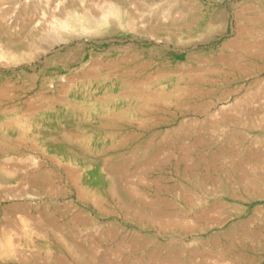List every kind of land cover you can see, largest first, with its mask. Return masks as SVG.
<instances>
[{
	"label": "rangeland",
	"instance_id": "374dc122",
	"mask_svg": "<svg viewBox=\"0 0 264 264\" xmlns=\"http://www.w3.org/2000/svg\"><path fill=\"white\" fill-rule=\"evenodd\" d=\"M91 1L94 27L101 7L110 0ZM134 1L136 25L120 26L111 18L110 27L93 28L91 36L58 40L43 33L67 10L83 12L79 3L0 0L3 40L32 52L16 64L0 65V86L11 94L2 97L1 104L5 111L19 112L0 122L13 123L26 113L33 122L31 131H0V237L6 232L24 249V258L0 255V264H264V197L252 193L255 180L240 181L234 169L243 160V168L254 173L256 165L247 160L254 153L264 158V67L244 77L236 69L263 61L229 54L225 44L237 25L232 3L242 0L220 2L230 13L223 33L206 12L210 0H204V7L186 0L185 19L196 25L186 46L164 33L143 30L149 12L157 17L168 6L174 16L184 9L179 1ZM260 11L244 9L246 24L260 28L259 21L251 19ZM221 48L226 55L215 53ZM117 56L134 70L137 84L105 88L94 81L92 104L83 99L84 87L66 93L70 103L40 99L42 83L72 74L91 58L99 65L98 79L116 80L115 74L107 78L104 64ZM163 70L184 77L162 80V88L156 78ZM201 91L211 93L205 112L192 105ZM225 91L230 94L222 98ZM137 92H164L171 100L152 99L132 115H116L126 110L128 95ZM29 98L35 101L30 103L32 114ZM89 107L88 120L84 113ZM222 110L230 116H217ZM109 119L116 129L106 123ZM85 143L92 151L82 146ZM222 146L229 151L227 158L215 161L212 154ZM74 152L76 163L70 162ZM203 157L206 160L194 167ZM112 165L119 167L113 171ZM65 166L85 175L82 186L69 178ZM111 186L123 191L124 198L113 194ZM91 192L101 199L91 198ZM156 209L158 217L150 212ZM241 219L246 223L240 225ZM235 228L252 232L247 242H225Z\"/></svg>",
	"mask_w": 264,
	"mask_h": 264
},
{
	"label": "bare ground",
	"instance_id": "6f19581e",
	"mask_svg": "<svg viewBox=\"0 0 264 264\" xmlns=\"http://www.w3.org/2000/svg\"><path fill=\"white\" fill-rule=\"evenodd\" d=\"M49 1L50 0H47V2H49ZM74 1H75L74 3H79L82 6V10L84 13L79 12L77 10H75V11L67 10V15L65 17H62V18H57L56 23L54 25L50 26V28H48L46 30V32L43 33V35L44 34L47 36L53 35L58 40H69L68 38H65V37L66 36L70 37L71 35L72 36H74V35L91 36L93 28L95 29L97 27H105V28L110 27L111 26V18H114L120 26L136 25V22L134 20H135V18H137L136 10L138 8H137L134 0H110V1L106 2L105 5H103L101 7L102 11L100 13V16L97 18L96 22L94 23V25H95L94 27H92V24H93L92 23V6L94 3L91 0H74ZM150 1L153 3L155 0H150ZM178 1L182 4V7H184V9L182 8L183 10L176 11L175 15L173 16L172 15L173 13H171L167 8L168 6H166V8L164 7V9L160 12V14L157 17L155 16V12L151 11V12H149V14H147L145 16V18L143 20L144 22L147 23V28H144L143 30H145L149 34H154V35H159V34L164 33V34H166L172 38L179 40V42L183 46L184 45L186 46L187 45L186 43H188L189 39L192 38L193 37L192 35L195 33L196 25H195V23H192L190 20L185 19V17L188 16L187 12H189V11H187V9H185V4L189 3V2H187L186 0H167L168 5L175 4V2H178ZM210 1H211L210 5L207 6V8L205 7L206 12H207L209 18L212 19L213 23H219V27L222 28L221 33H223L224 31H226L228 29V25H229V21H230L229 20L230 19V13L228 11V7L226 5H220L221 4L220 2L223 0H210ZM191 2L195 3L196 5H199V7H200V5H202L201 7L206 6L204 0H191ZM232 6H233L234 13H235L237 25L234 26L233 36L227 37L225 39V44L229 45L228 50H230V51H228V53L229 54H236V55L244 56V57L245 56L246 57H253V58H256V60L263 61L260 63L258 61H257V63H256V61H253V62L250 61L247 63L237 65L236 69H238L239 70L238 72H240L241 75H243V77H244L247 75V73L255 74L256 72H258L257 70H260L261 68L264 67V0H242L241 2H238V3H236V2L232 3ZM246 8L247 9L248 8H257L259 10L260 9L262 10V11H260L261 12L260 14L257 13V14H259V16H254L251 18L253 20L259 21L260 28L257 29L255 27H251L248 24H246V22H245L246 17L244 15V9H246ZM167 11H169V12H167ZM115 26H116V24H115ZM1 29H2V26L0 25V65L8 67L11 65L9 61H11V62L14 61L16 64L17 62L23 60L27 55L32 56V52H27L25 50L15 49V47H13V44L10 45L9 42L8 43L5 42L3 40V35H2L3 32L1 31ZM198 36H202V35H198ZM223 49L221 48L219 50V52L216 51L215 53L220 54V55H226L225 50H223ZM29 50H30V48H29ZM24 54H25V57H23ZM126 63H127V61H125V59L123 57L117 56L113 59H109L104 64L105 68H107V71H106L107 78L110 77V75H113V74L116 75V80L110 79V81L108 80L110 82L109 83V82L105 81L106 78L105 79H98L99 78L98 75H100V73H99V70L97 69V67L99 65L97 62H94L92 64V58H91L85 62H82L81 63L82 66L80 67V69L77 71H74L72 74H61L59 76H55L56 79L54 77L51 78L50 82H48V83L47 82L42 83V88L40 89L41 95H39L40 99L42 100L45 98L46 100L50 99L53 102L70 103L71 99L68 97V95L66 93L70 90H73V89L76 90L79 87L80 88L84 87V89H86V95L87 96H85L83 99L88 101L89 104H92V83L94 81H97L98 86H102L105 88H114L118 84H120V87L127 86V85L133 86L135 83L137 84V82L139 81L138 76L135 75L133 69H130L127 67ZM136 63H138V62H136ZM23 73H26V71L24 70ZM159 76L160 77H158V79L156 78V80H157L156 83L159 86H161L162 88H164L166 86L164 85V82L162 80H165V79L168 80V78L172 79L174 76H178V81H180L182 79V77H184V73H182V72L176 73L175 71H169L168 72V71L163 70V72H161V74ZM146 79H149V77H147ZM143 82L146 85H148L150 83L147 81H143ZM52 90L53 91L56 90L60 94L55 95V96L49 95V92H51ZM9 92H10V90H8V89L5 90L0 86V118L1 117H7L11 113L12 114H18L19 113L17 111H14V112L8 111V110L5 111L4 109H7V108H5L3 104H1V102L3 101L2 97H4V96L7 97V96L11 95V94L8 95ZM147 92H149V91H147ZM198 94H199V97H198L199 100L192 104V105H194L193 108L197 109V111L205 112V110L210 108V104L207 101V96L210 95L211 93L209 91L207 93L201 91ZM229 94H230V92L225 91L222 94V98L228 97ZM143 95H144V93H141V92H137V93L128 95L131 99L128 100V102H127L126 110L123 112L118 111L116 113V115H123V116L132 115V114H134L133 111L138 110L141 107L146 106L148 104V102L152 99H158V100H162L165 102L171 100L169 98V95H167L164 92L163 93L151 92L150 94H145V96H143ZM116 98L117 97H112L111 100H115ZM261 98H264V96H261ZM72 100H74V102L77 101L76 98L72 99ZM31 102L34 103L35 101L33 102V99H31V98L26 100V104H28V105H31L32 104ZM109 104H111V103H109ZM31 106H32L31 107L32 109L29 108L28 110H31V114H32L34 105H31ZM38 106H40V105L37 104L36 107H38ZM104 111L109 112V109L106 108ZM26 114H22V116L23 115L24 116L17 118L13 123L4 124L3 122H0V131L6 132L7 129H9V128L13 129L15 127H19L22 131L28 130L30 127H32L33 122L31 120L30 116H28L30 113H28V115H26ZM216 115L217 116L219 115L220 117H225V118L227 116H230V114L228 112H224L223 110H222V112L216 113ZM84 116L87 117L88 120H89V118L92 119L91 118L92 117V108H90V107H89V109L87 108L85 113H84ZM106 123L109 124L110 128L116 129V126L114 125L113 119L107 120ZM30 129H29V131H31ZM199 142H201V141H199ZM82 146L86 150L92 151V149L89 147V144L85 143ZM42 152H44V151H42ZM228 153H229L228 149L226 147L222 146V147H220V149L218 151H216L215 153L212 154V158L216 161L215 157L223 158L224 156L226 157V155H228ZM76 158L77 157H76V154L74 152V155L72 157L70 156V159H73L74 162H73V160L72 161L70 160V162L76 163ZM55 159H56V157H55ZM205 160H206L205 157L199 158V160L198 161L196 160V163H194L195 164L194 167H196L197 164L203 163ZM208 160L211 161V158H208ZM57 161L59 162L58 164L61 163V159H59ZM247 162L256 165V166H252V168H251L254 173H250L249 169L246 168L247 166L245 168H243V165H244L243 160L240 162H237V163H235L236 167L234 166V169L239 175V180L240 181L245 180V179L255 180L254 184L252 181V184L255 187V190L252 193L255 194V196H257V197H264V164H263L264 158H262L261 156H259L256 153H254V154H251V156L247 160ZM194 164H191V165H194ZM118 167H119V165H117V166L112 165L109 168H110V170L114 171ZM14 168L11 167L12 170ZM11 169H9V170H11ZM9 170H7V172ZM65 170H66V174L69 176V178L72 181H74V183H76L78 185L81 184V182H84L86 179L85 175H83V173H79L78 172L79 170L77 171L76 169L73 168V166H70L68 168H67V166H65ZM83 170H85V169H83ZM191 170L194 171L195 168H192ZM207 170H208V168H207ZM8 174L10 175L9 172L7 173V175ZM81 186H82V184H81ZM251 187H252V185H251ZM111 191L113 192V194H118L120 197L124 198V196H125V193L123 191H121L117 186H114V187L111 186ZM142 195H143V193H141V197H142ZM90 196H91V198H93L96 201L97 200L99 201L101 199L100 194H96V193L91 192ZM143 204L141 203V205H143ZM248 209H249L248 207L242 208V210L239 212V214L241 215V213H243V212L245 213ZM141 211H143L142 208H141ZM159 211H160V209H156V210H153L150 212L152 213V215L156 214V216L158 217V216H160ZM26 213H28V212H26ZM26 216L29 218L28 214ZM30 217H32V216H30ZM28 218L25 220H28ZM48 218H50V217L48 216ZM22 220H23V218H22ZM243 222L246 223L245 220L241 219V221L239 222L240 225ZM57 228H58V225L54 223L53 229H56V232H58ZM231 231L228 234H226V236L224 237L225 242H227V243L238 242V240H241L244 242V241L248 240L250 238V236L252 235V232L249 233V231H248V233H246L243 231H239L236 228L231 230ZM62 236L66 237L65 234ZM65 240L68 241V243H70L69 239H65ZM18 244H20V242L16 243L15 240L12 238V236H10V234H8L6 232L2 233L1 237H0V255L5 256V257L24 258L23 257L24 249L22 250V248H20ZM181 253L182 252H178L176 254L180 255ZM3 261H4V259H3Z\"/></svg>",
	"mask_w": 264,
	"mask_h": 264
}]
</instances>
